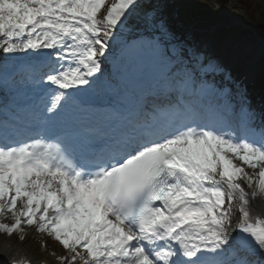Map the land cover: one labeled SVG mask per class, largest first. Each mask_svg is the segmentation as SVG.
Wrapping results in <instances>:
<instances>
[{
	"label": "snow or ice",
	"instance_id": "obj_1",
	"mask_svg": "<svg viewBox=\"0 0 264 264\" xmlns=\"http://www.w3.org/2000/svg\"><path fill=\"white\" fill-rule=\"evenodd\" d=\"M194 7L0 0V234L57 264H264V41Z\"/></svg>",
	"mask_w": 264,
	"mask_h": 264
},
{
	"label": "rangeland",
	"instance_id": "obj_2",
	"mask_svg": "<svg viewBox=\"0 0 264 264\" xmlns=\"http://www.w3.org/2000/svg\"><path fill=\"white\" fill-rule=\"evenodd\" d=\"M238 1V0H237ZM248 4L255 5V18L259 20V12L264 11V0H243ZM195 5L191 11L201 20L207 22L208 24L214 26L218 30L227 31L233 35L243 38L249 43H254L260 41H264V38L260 39L255 33L251 32L248 29V24H251V20L249 14H247L248 9L246 10L242 4H237L234 0L229 1V3L221 8L217 4L219 0H192ZM247 4V7H248ZM263 36V35H262ZM264 37V36H263ZM259 49V46H258ZM255 81L249 86V89L253 88L257 82L259 83V79H261L259 73V65H257L256 72L254 75ZM262 80V79H261ZM263 85H264V80ZM260 100L264 97V90L260 94ZM236 163H240L236 161ZM248 170V169H246ZM251 171V170H248ZM262 206L264 207V201H262ZM25 232L32 236L34 239V244L37 245V251L42 254H47L50 258H56V256L62 254V249L58 245L57 242L50 239L46 235H39L34 232L33 229L28 230L25 228ZM6 237L0 234V238ZM15 236L11 237V241H15ZM42 244H46V247H42ZM48 252H47V251ZM57 263V261H56Z\"/></svg>",
	"mask_w": 264,
	"mask_h": 264
},
{
	"label": "bare ground",
	"instance_id": "obj_3",
	"mask_svg": "<svg viewBox=\"0 0 264 264\" xmlns=\"http://www.w3.org/2000/svg\"><path fill=\"white\" fill-rule=\"evenodd\" d=\"M251 44L255 45V47L258 46V42H254ZM262 201L264 200H256L254 202L253 215H256L258 212L264 211ZM29 238V242L21 245L16 241V237L14 238L15 241L13 242L7 236L3 238L1 237L0 254L8 260H11L15 257L24 259L26 262L30 261L31 264H57L56 258H50L47 254H42L37 251V245L34 244V239L32 238V236H29Z\"/></svg>",
	"mask_w": 264,
	"mask_h": 264
},
{
	"label": "trees",
	"instance_id": "obj_4",
	"mask_svg": "<svg viewBox=\"0 0 264 264\" xmlns=\"http://www.w3.org/2000/svg\"><path fill=\"white\" fill-rule=\"evenodd\" d=\"M229 1L231 0H219L220 3H222L223 5L228 4ZM235 2H237L238 4H242L243 7L246 8V10L248 9L247 14H249L250 20H251V29H253L256 33L259 32H264V11L259 12V20H256L255 18V5L248 4L247 2L243 1V0H234ZM248 4V7H247ZM221 6V5H220ZM10 215V214H9ZM4 222L6 223H10L9 220H5Z\"/></svg>",
	"mask_w": 264,
	"mask_h": 264
}]
</instances>
